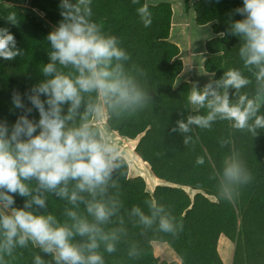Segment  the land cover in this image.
Wrapping results in <instances>:
<instances>
[{
    "label": "trees",
    "instance_id": "obj_1",
    "mask_svg": "<svg viewBox=\"0 0 264 264\" xmlns=\"http://www.w3.org/2000/svg\"><path fill=\"white\" fill-rule=\"evenodd\" d=\"M17 0H0V29L13 36L16 55L0 58V124L9 132L21 116L39 123L38 110L28 97L33 89L56 75L66 76L73 82L81 78L80 71L69 64L54 63L55 72L45 75L44 67L53 63L56 51L48 39L54 30L30 15L21 7L10 4ZM149 0H67L73 15L82 16L95 26L99 35L114 37L116 47L125 57L113 58L100 65L113 78L128 82L139 94L133 103H115L106 99L107 125L121 138L137 142L134 149L152 174L161 181L149 189L143 176H131L130 164L119 155L116 165L104 185L95 193L79 191L77 181L69 180L54 190L41 188L35 178L23 181L29 195L7 193L14 203L10 210H23L34 216L53 217V227H66L73 232L70 243L77 246L86 258L99 255L103 264H224L219 251L221 237L234 245L232 264H264V103L257 97L264 93V78L260 77L264 60L249 64L251 53L248 40L237 33L234 25L243 22L247 13L244 0H197L193 4L197 26L212 25L213 37L206 43L208 54L204 70L214 77L211 90L203 106L190 103L193 88L189 81L178 82L184 71L180 47L171 41L173 7L170 2L149 3ZM191 9L190 0H185ZM65 0H29L32 10L41 13L54 28L61 23H72L62 13ZM146 7L149 27L144 26L138 10ZM79 9V12L76 11ZM12 17V19H9ZM11 47V46H10ZM238 72L248 83L241 88L225 87L227 73ZM87 75V73H85ZM211 93L227 95L230 106L242 110L252 101L257 109L249 116L244 128L235 127V121L215 113L207 127L188 124L189 118H206L213 113L208 102ZM19 95L24 107L16 108L14 96ZM244 103L241 104V98ZM40 99L45 101L43 94ZM80 106L69 112L70 101L61 105L65 130L87 127L93 137L105 145L101 130L94 122V114L101 98L96 91L80 92ZM47 104L45 109L47 110ZM31 109V112L28 111ZM180 123L188 130L180 129ZM39 129L34 135L39 134ZM199 159L203 163H197ZM238 164L242 180L234 182L225 176V169ZM67 188L68 196L57 195ZM5 191L6 189H0ZM75 192V203L69 197ZM193 193V194H192ZM34 197L44 200L41 207L32 203ZM103 203L110 215L98 221L87 208ZM31 203V207H25ZM3 204V203H2ZM138 210V211H136ZM69 213H75L73 218ZM0 215L11 216L0 210ZM145 220L149 221L148 223ZM86 221L93 225L98 247L89 250V236H80L74 225ZM167 221L171 230L161 228ZM7 229L0 226V264H57L55 249L45 252L43 247L25 237L18 229L11 242ZM102 236L107 239H101ZM170 246L179 262H166L156 256L153 243ZM108 245L113 246L109 252ZM63 264V262H61Z\"/></svg>",
    "mask_w": 264,
    "mask_h": 264
},
{
    "label": "clouds",
    "instance_id": "obj_2",
    "mask_svg": "<svg viewBox=\"0 0 264 264\" xmlns=\"http://www.w3.org/2000/svg\"><path fill=\"white\" fill-rule=\"evenodd\" d=\"M63 7L70 10L62 15L73 22L61 23L57 30L49 34L48 39L56 51L51 54L53 63L44 67L43 72L45 75H52L55 72L54 63L59 61L61 65L71 64L76 67L81 73V78L73 82L66 76L56 75L33 89L35 94L28 99L39 112L41 118L38 124L26 116L17 120L11 132L6 124H0V189H6V192L0 191V203H3L4 207L14 203L12 196L7 193H18L20 196L30 194L23 181L31 178L38 180L41 188L46 190H54L62 183L67 185L71 179L77 181L76 187L81 192L95 193L98 188L103 191L112 169L116 167L113 164L116 158L113 154L115 150L99 143L87 127L65 130V120L71 119V115L62 118L61 105L70 101L72 107L69 112L72 113L80 106V92L91 91L102 94L106 99L114 98L115 103H133L139 99V94L130 88L127 81L113 78L112 73L100 67L102 63L110 62L113 58H126L124 51L116 47L115 38L99 35L94 25L87 23L82 16L73 15L67 0ZM76 11L79 12V9ZM138 11L145 14L144 26L149 27L151 20L147 17L146 7ZM241 11L247 13V18L243 22H237L234 28L248 40L247 50L251 56L247 63L258 64L264 60V0H244V8ZM14 47L13 36L7 34L5 29H0V58H13L17 54L11 50ZM260 77L264 78V68L261 69ZM247 83V80L234 71L227 73L224 80L226 88L231 86L239 89ZM41 94L47 97L45 101L40 99ZM208 95V92L194 90L189 96V101L193 105L203 106ZM211 95L214 99L208 102V106L213 108V113L206 118H189L188 124L207 127L209 121L214 119V114L220 113L224 118L234 120L235 127L244 128L249 116L257 109L252 101H248L242 110L238 106H230L227 95ZM13 103L16 108L24 107L19 95L14 96ZM243 103L242 97L241 104ZM45 104L48 106L47 110ZM28 111L31 112V109ZM256 124H264V120L257 118ZM179 127L183 131L188 130L184 123H180ZM37 129L40 130L39 134L34 135ZM197 163L202 164L203 160L199 159ZM225 176L231 181L240 182L242 170L238 164H232L225 169ZM57 195L68 196L67 188H60ZM69 199L75 203L78 196L73 192ZM32 203L43 207L44 200L34 197ZM25 207H31V203ZM87 211L98 221L106 220L111 214L106 206L99 202L89 205ZM69 215L75 218V213ZM53 224L51 216H34L23 210H13L12 216L0 215V226L8 230L6 235L9 242L17 235L19 229L24 234L18 241L21 245L25 243V237H28L41 245L45 252L55 249L57 264H103L99 255L93 254L86 258L77 246L70 243L73 236L70 229L53 227ZM74 227L80 236H89L91 243L87 247L90 251L98 247L95 235L98 229L86 221H80ZM161 228L165 231L171 230L167 221L161 222ZM101 239L106 240L107 237L102 236ZM107 250L113 251V246L108 245ZM37 264H40L39 259Z\"/></svg>",
    "mask_w": 264,
    "mask_h": 264
},
{
    "label": "rangeland",
    "instance_id": "obj_3",
    "mask_svg": "<svg viewBox=\"0 0 264 264\" xmlns=\"http://www.w3.org/2000/svg\"><path fill=\"white\" fill-rule=\"evenodd\" d=\"M197 0H190L191 6V15L193 14V4ZM149 3L155 4L160 2H170L174 8V18L173 23L174 27L171 32V41L179 45L181 49V57L185 59L187 63L186 73L183 74L178 82L182 80H189L192 83L193 91H197L201 88L206 90H211L213 86L214 77L212 74L207 73L203 67V60L197 61L195 58L193 59L192 68H190L188 64V54L189 47L193 48V53L206 51L205 44L208 40L213 37L212 26L199 27L194 23L192 16L190 17L187 13V6L183 0H149ZM13 7H21L30 15L38 16L39 20H41L45 26L52 28L54 31L57 28H54L50 25L43 17L41 13L36 10H32L29 4V0H17L10 4ZM190 25L192 29H190ZM190 36H192V40H190ZM193 45V46H192ZM199 59V57L197 58ZM196 61L195 67L194 63ZM100 104L98 109L94 114V122L99 126L102 136L105 140V145L113 148L114 155L117 157L119 155L124 156L130 164L131 176H143L148 184L149 189L154 190V188L161 183L159 179H157L151 172L150 167L144 163L139 156L135 153L134 149L137 145L135 141H129L127 139L121 138L116 133L112 132V130L107 125V111H106V98L100 94ZM157 184V185H154ZM193 194V193H192ZM0 210H3L6 214L12 216L13 212L10 210L9 206L4 207L2 203H0ZM36 245L40 246L38 243ZM231 242L228 239H224L221 242L220 253L224 260L225 264H229V252H230ZM155 254L161 260L166 262H179V259L176 253L172 250V248L166 244L162 243H153ZM56 256L57 253L54 251Z\"/></svg>",
    "mask_w": 264,
    "mask_h": 264
},
{
    "label": "crops",
    "instance_id": "obj_4",
    "mask_svg": "<svg viewBox=\"0 0 264 264\" xmlns=\"http://www.w3.org/2000/svg\"><path fill=\"white\" fill-rule=\"evenodd\" d=\"M185 2V0H183ZM186 4V2H185ZM173 7V6H172ZM187 13H189L188 15L191 17L192 16V19L194 20V12L193 14L191 15V9L187 10ZM173 18H174V8H173ZM194 23H195V20H194ZM196 24V23H195ZM207 26H212V25H206V26H203L204 28H206ZM173 27H174V23H173V26H172V30H173ZM190 29H192L191 25H190ZM193 30V29H192ZM190 40H192V36H190ZM207 43V42H206ZM179 46V45H178ZM193 46V45H192ZM205 48H206V44H205ZM189 54H188V64L190 66V68H192V63H193V59L195 58V60L197 61H200V64H201V61L203 60V67H204V62L205 60L207 59L208 57V54H207V51H203V52H196L193 53V48L189 47ZM199 57V59H197ZM182 58V57H181ZM186 59V58H185ZM185 59L182 58L183 60V63H184V71L182 72V74L179 76V78L186 73V70H187V63L185 62ZM195 64H196V61L194 63V67H195ZM178 78V79H179ZM192 79L189 78V80L185 79V80H182L181 82H185V81H191ZM179 82V83H181ZM209 91V90H208ZM257 102L259 105H262L264 103V93H261L258 97H257ZM154 185H157V184H154ZM225 239V237H221L220 239V243H219V251H220V247H221V242ZM230 252H229V264H232V258H233V252H234V245L232 244L231 242V245H230ZM221 254V253H220ZM222 256V255H221ZM223 259V258H222ZM224 261V260H223ZM225 264V263H224Z\"/></svg>",
    "mask_w": 264,
    "mask_h": 264
},
{
    "label": "bare ground",
    "instance_id": "obj_5",
    "mask_svg": "<svg viewBox=\"0 0 264 264\" xmlns=\"http://www.w3.org/2000/svg\"><path fill=\"white\" fill-rule=\"evenodd\" d=\"M203 52V51H202Z\"/></svg>",
    "mask_w": 264,
    "mask_h": 264
}]
</instances>
